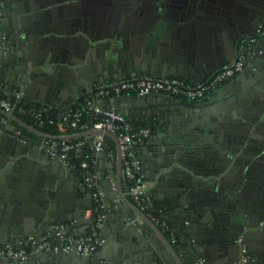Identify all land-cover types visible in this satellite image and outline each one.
<instances>
[{"label":"water","instance_id":"1","mask_svg":"<svg viewBox=\"0 0 264 264\" xmlns=\"http://www.w3.org/2000/svg\"><path fill=\"white\" fill-rule=\"evenodd\" d=\"M93 1L0 0V88L5 96L13 98L16 92L23 91L28 107L37 108L52 116L69 112L87 98H90L92 104H97L90 107L92 120L96 114L107 116L104 112L96 111V106L106 109L104 102H112L108 109L115 113L122 111L144 114L146 112L139 109L143 100L148 97L149 100L155 98V102L160 104L166 96L161 93L155 96L152 93L132 94L129 96L130 102L127 105L124 103L126 109H120L118 100L124 99L123 94H98L115 83L102 84L107 74L114 78H133V74L126 71L130 69L134 73L137 72L140 65L136 62L137 56L151 65L165 61L166 64L183 62L188 68L190 64L195 63L192 56L202 54L203 43H208L206 34H211L214 48L222 59L221 65H224L226 60L229 62L235 59L241 52L249 59L252 48H260V43H253L254 45H248L242 50L240 48L241 36L255 35L257 28L252 26L251 17L253 12H260V0H238L240 3L235 8L227 0H159V14L156 13L158 19L151 20L146 27H142L146 15L140 24L128 20L140 6L137 0H118L117 5L111 0ZM115 6H120V10ZM249 10L252 13L249 14ZM236 15L242 20L240 25L246 24L247 29L233 34L237 26ZM230 46L233 47L234 54L229 59H223L222 54L229 50ZM127 56H130V59ZM125 58L129 63H124ZM248 62L250 59L246 63ZM258 70L259 75L252 91L249 93L248 90L240 96H235L236 106L223 115L227 131L235 141L234 150L218 148L217 138L210 146L201 150L199 146L189 147L187 150L186 139H198L201 136L208 140L207 136L202 134L205 129L201 124L193 129L199 131H194L197 133L192 134L195 137H188L187 131L183 134L180 131L181 134H178L179 128L173 123L172 116L162 117L158 126L157 131L167 136L165 142L168 144L167 149L169 148L172 160L178 159L180 146H184L192 155L182 163L189 167V170L182 169V174L185 175L184 183L179 184L180 186L171 183L163 194L156 197L150 207L159 219L167 221L171 227L177 226V241L181 244L179 249L169 240V229L161 228L137 203L127 198L123 193L121 178H118L117 191L130 206V210H126L127 213L119 209V212L122 211L123 224L140 215L144 223L139 222L135 227L147 239L146 244H152L153 247L151 251L145 247L146 263L185 264L182 259L184 258L187 262L194 260L197 261L196 264H207L206 261H200L202 253L197 245L201 240L204 244L221 241L224 244L223 249L230 254L233 263H238L239 258L233 259L231 255L230 244L234 238L230 236L246 233L245 226L251 229L258 227L259 224L255 220L260 218L261 214L264 215V54ZM91 72L96 75L91 76ZM160 76L166 75L156 74V77ZM32 77L34 82L39 83V87L33 86L31 82L28 84ZM95 82L100 85L94 86ZM66 88L75 90L74 94L64 95ZM249 94L255 95L252 97L255 105L242 107L239 100L247 99L245 96ZM166 99L177 98L167 96ZM157 108L155 106L156 110ZM168 108L172 110L175 107ZM147 114L151 115V111ZM241 123L247 124L245 132L241 129ZM43 125L40 118L30 112L19 114L15 110L9 111L0 107V148L4 151L3 156H0V168L7 177L9 176L5 180L0 178V241H4L2 238L5 236L7 238L5 231H8L16 207L27 204L31 198L37 204L38 221L34 227L35 231L48 230L55 221L60 220L58 217L61 216V209L56 201L60 198L58 187L63 186V179L56 176L51 178L52 180H46L42 174V171H49V165L52 164L49 161H58L59 149L50 143L45 144L46 137L75 138L90 133L110 132L91 128L67 134H48L42 130ZM115 136L117 138L116 134ZM153 136L149 141H156ZM181 141L184 144H178ZM194 148L199 152H195ZM49 150L53 151L52 156L49 155ZM117 151L121 162L119 141ZM245 163L247 167L242 171ZM153 165L154 169L158 170L159 160L153 162ZM251 168L259 173V176L253 179L256 190L249 196L243 191L242 184L249 178ZM204 169H211L212 175H207ZM194 171L198 173L195 174ZM223 173H226V179L220 177ZM89 208H93V204ZM144 224L147 227H144ZM152 231L162 242L151 233ZM28 235L30 233L21 232L18 238L27 239ZM49 251L55 250L32 252L26 261L19 258L0 260L6 264L30 263L37 255ZM69 252L59 250L56 255L58 258H64ZM77 254L80 255V258L76 257L79 263L85 259L95 263L93 254H81L78 251ZM254 261L252 256L251 261L246 264Z\"/></svg>","mask_w":264,"mask_h":264},{"label":"crops","instance_id":"2","mask_svg":"<svg viewBox=\"0 0 264 264\" xmlns=\"http://www.w3.org/2000/svg\"><path fill=\"white\" fill-rule=\"evenodd\" d=\"M246 29V24L238 25L235 28V33H241ZM5 35L6 34H4L3 36L5 37ZM205 38L207 39L208 43H203L202 54L198 53L196 56H192V58L195 59V63L190 64L188 68L184 66L186 64H184L183 62H172L166 64L167 61H165L164 63L162 62V64L152 63L151 65L146 63L145 61H142V58L137 56L135 58L136 62L140 64L138 66L139 68L137 69V72L134 73L133 70L130 69H128L126 72L132 73V77H140L144 75L153 77L156 76V74H162L177 75L191 81L206 79L222 66L220 62L222 59L220 58L217 50L214 48V42L211 39V34H206ZM257 53H259L260 55L257 56ZM233 54L234 49L232 46H230L229 50H226L225 53L222 54L224 55L223 59H229V57H232ZM263 54V45L260 51L252 49L249 55L250 62H248L247 70L239 74L233 80H230L223 86L219 87L216 91L211 93V95L201 100L189 101L181 98L172 100L166 99V97H169V95L163 94L162 96L166 97L162 99L160 104H157L155 102L154 97L153 100L152 98H150L149 100L148 97L147 99L142 101L139 109H141L142 112L145 111L146 113H141V116H149L147 114L148 111H151V115L154 116L153 120L156 123V130L152 133L153 135L155 134V136H152L153 138L155 137L156 141L150 139V141L148 140L144 142H138L134 145L133 149L136 155H138V157H140L143 161V174L145 181L149 185L148 192L150 195V200L152 201L151 203L156 200V197H159L160 194H163L164 190L171 183L176 185H181L182 183H184L185 175L182 174V169L189 170V167L187 164L182 163L186 159L189 160L192 156L191 152L187 151L189 147L199 146V149L201 150L205 146H210V144H212V141L217 138L218 148H220L221 150L228 149L232 151V149L234 148L232 141L233 138H231L230 134L227 131L226 124H224L223 115L234 109V107L236 106L235 96H240L241 93H246L248 90H250V93L252 91V88H254V82L256 80V77L259 75L258 68L260 66V60L262 59ZM127 58L130 59V56H127ZM128 59L126 60L125 58V64H127V62L129 63ZM249 59L247 58V61H249ZM191 71H193V73ZM95 75L96 73L91 72V76ZM32 79L33 77L29 79L28 84L31 82L33 86L39 87V83L34 82ZM90 79L92 80L91 77ZM121 79L124 78H114L107 74V76L105 77V81L102 84L111 85L112 83L117 82ZM93 85L98 86L100 84L99 82H95ZM2 91L3 89L0 88V95L5 96V93ZM74 91L75 90H73L72 88H66L64 91V95L69 96L70 94H74ZM253 92L255 93V91ZM152 94H154L153 96L157 95L155 93ZM131 95V93H124V99L118 100V103L121 105L120 109H126L125 107L130 102L129 96ZM245 97H247V99L239 100L242 102V107L255 105L252 100V97H255L254 94L252 96H250L249 94V96ZM111 103L112 102H104L103 104L105 108L108 109L109 107H111ZM124 103L126 105H124ZM92 105L97 104L93 103ZM155 106L158 107L157 110L155 109ZM169 106H174L175 108L171 110V108H168ZM67 113L60 112L55 117L58 120H62L67 117ZM201 116L203 117L201 118ZM162 117H171L173 119V123H175L179 128L178 134H181L180 131H182V134L183 132L185 133V131H187L189 133L188 137H195L192 134H195L194 131H199L193 129L201 124V126H203L205 129V133L202 134H205L208 140H204L201 136L198 139H186L187 150L184 148V146H180L177 153L178 159L176 161L172 160V158L170 157L171 154L169 148L167 149L168 144L165 142V138L167 136H165L163 132L161 134L160 131H157ZM181 126L182 128H180ZM240 126L242 127L241 129L244 130L243 132H245L247 124L241 123ZM42 130L46 133L48 132L46 129L44 130L42 128ZM48 133L52 132L49 130ZM195 135H197V133ZM84 136L89 139V137H93V133L86 134ZM182 137H184V135H182ZM176 138L177 136H175V139ZM178 144L184 143L183 141H181ZM190 144L191 146H189ZM117 148L118 139L116 138L115 134L112 132L105 133V147L104 150L96 156V169L100 176L99 187H101L105 192V202L108 209V216L102 227V233L106 238V242L102 247H100L98 251L93 253L95 263H90L87 259H85V261H83L82 263H79L76 257L80 258V255L77 254L76 250H69V255L65 256L64 258H60L59 256L58 258V255L56 254L59 252V250H55L57 253L55 251H49V253H41L40 255H37L36 258L30 263L23 264H148L145 262V247L151 251L153 250L152 244L148 246V244H146L147 239L143 235H141L140 230L136 229L135 227V225L139 222L141 224L144 223L143 218L140 215H136L133 219L130 218L126 224H123L122 222L121 212L124 210L125 212L126 210H130V206L126 201H124L123 197L117 191L116 185L118 184V178H121L122 189L124 180L123 160L120 162ZM195 152H199V150L195 149ZM3 154L4 151L0 148V156H3ZM52 154L53 151L49 150V155L52 156ZM156 160H159L158 170L154 169L153 165V162H156ZM49 162L52 163L49 165V171H42V174L45 176L46 180L47 178L51 179L59 176L63 179L62 182L64 183L63 186L58 187V197L60 196V198H58V201L56 202L57 205L60 206L61 216L58 217L60 220L55 221V223H65L72 231L75 232L87 229L92 221L89 217L86 216V211L88 210L89 206L94 203L95 200L93 189L88 186H84V183L80 179H78L73 173H70V169L63 163L60 158H58V161L53 160ZM164 163H167V165H165ZM39 166H41V163L39 164ZM246 167L247 163L243 165L242 171ZM194 168L198 167L194 166ZM204 171L205 173H207V175H212L211 169H204ZM197 173L195 172V174ZM6 175L7 174L3 173L2 169L0 168V178H2V180H5L9 177H7ZM258 176L259 173L254 172L251 168L249 172V178L245 179V182H243V184L241 183L243 185V191L247 195L252 196L255 192L256 183L253 179ZM220 177L226 179V173L221 174ZM123 193L127 196V198H129L130 201L136 204V202L124 189ZM36 209L37 204L33 198L29 199V202H27V204H20V206H17L12 214L10 222L11 224H9L8 231H5V235H7V238H5L6 236L3 237L2 239L4 241H0V243L13 242L17 241L18 239H22L18 238V236L21 235V232L30 233V235L27 236V239L30 241L41 238L46 234L50 235V229L54 223L48 228V230H34V227L36 226L38 221ZM119 209H121L122 211L119 212ZM145 212H147L148 215L151 216L161 228H164L163 220L159 219L151 209L146 210ZM194 215L196 214L194 213ZM260 218L255 220V222L257 221L259 224H257L258 227L251 229L250 227L247 228V226H245L244 228L246 229L247 240L251 247L252 256L255 260L251 264H260L256 263V261L263 262L264 264V215L261 214ZM184 222L188 223V221ZM144 225V227H147L146 224ZM176 229L177 226H175L173 228V232L170 233L169 240H171L175 247L179 249L181 247V244L178 243L177 240H174V236H176L177 239L179 238V236H177L179 232H176ZM151 233H153L158 238V240L162 242L160 237L156 233H154V231H152ZM220 242L216 240V242L214 243L210 242L204 244L201 240V243L197 245L200 249V252L202 253V256L206 257V263L235 264L233 263V260L230 259V254H228L223 249L224 244ZM231 255L233 259L238 258L237 253L234 254V252H232ZM182 259L184 260L185 264L197 263V261L194 260L193 262H187L184 258ZM0 264L6 263L0 260Z\"/></svg>","mask_w":264,"mask_h":264},{"label":"built area","instance_id":"3","mask_svg":"<svg viewBox=\"0 0 264 264\" xmlns=\"http://www.w3.org/2000/svg\"><path fill=\"white\" fill-rule=\"evenodd\" d=\"M255 35L243 37L240 42L241 50L244 43L249 40L255 41L258 37L264 36V25L260 26ZM246 57L240 53L235 59L226 62L218 68L210 77L202 80L191 81L177 75L166 76H143L124 78L113 84V86L104 89L98 94L102 95H122L131 94H166L175 98L186 99L189 101L201 100L216 91L222 84L230 79L237 77L245 70ZM92 106L90 98L84 100L79 106L71 109L67 117L58 120L54 117L45 115L44 112L34 107H28L24 100V92H16V96L9 98L0 95V107L18 113L30 112L40 118L42 122L56 124L59 134H67L71 128L73 130H86L97 128L104 131H110L117 135L120 142L121 154L123 160L124 178L129 181L127 193L143 210H149L151 207L150 195L148 192V183L145 181L143 174V161L136 155L133 147L138 142L148 141L153 135L150 126H141L134 128L131 122L127 120L125 112L115 113L110 109H104L96 106V111L104 112L107 116L95 115L94 120L86 119L91 114ZM45 144H51L58 147L60 159L80 179L86 186L93 189L94 203L93 208H88L86 216L92 221L89 227L78 232L72 231L69 226L62 222L54 223L50 229V235L46 234L41 238L29 241L22 238L13 242L0 243V259L2 258H19L27 260L32 252L39 250H76L81 254H93L102 247L106 238L102 233V227L108 216V209L105 202V192L99 187L100 176L96 169V156L105 147V133H93L91 147L95 152V157L84 154L85 139L71 138H50L44 139ZM84 155V156H83ZM80 164L81 171L77 173V164ZM95 211V214L93 212ZM165 228L173 232V227L163 220ZM49 233V232H48ZM237 238L241 243L239 264H246L251 261L252 254L245 234L241 233ZM174 240L177 237L174 236ZM201 262L206 261V257L200 258ZM260 264H263L260 263Z\"/></svg>","mask_w":264,"mask_h":264},{"label":"flooded vegetation","instance_id":"4","mask_svg":"<svg viewBox=\"0 0 264 264\" xmlns=\"http://www.w3.org/2000/svg\"><path fill=\"white\" fill-rule=\"evenodd\" d=\"M90 1H93V0H90ZM95 1H100L101 2V0H95ZM106 1V0H105ZM111 1H113V4L114 5H117L118 4V0H111ZM158 1L159 0H137V2H139V8H137L136 10H135V13L134 14H132V15H130V17H129V21H133V22H136L137 24H140L141 22H142V19L144 18V16H145V19H144V23L142 24V27H146L147 25H148V23L152 20H156V19H158L157 17V14H159V8L157 9V5H158ZM229 3H231L232 4V6H233V8H235V6H238L237 4L238 3H240L238 0H227ZM94 2V1H93ZM94 4H96L95 2H94ZM260 5H261V8H260V12L259 13H255V12H253V14L254 15H252V17H251V23H253L252 24V26H255L257 29H256V32H258L257 30H258V28L260 27V26H262V25H264V0H260ZM115 7H117V9L118 10H120V6H115ZM241 8H242V10H243V7L242 6H240ZM106 8V7H105ZM105 8H104V10H105ZM157 9V10H156ZM248 9H250V8H248ZM248 9H246V11L248 10ZM134 11V10H133ZM103 12V11H102ZM119 12V11H118ZM126 12H129L128 10H126ZM250 12L252 13V11L251 10H249L248 11V13L250 14ZM157 13V14H156ZM103 14H104V12H103ZM173 15H177L176 13H172ZM151 15H152V17H151ZM103 18H104V16L103 15H101ZM185 16H187V15H185ZM177 18H178V16H177ZM235 21L237 22V26L238 25H240L241 23H242V20L240 19V16H238V15H236L235 16ZM237 26H235V28L237 27ZM233 34H235V32H233ZM242 38H243V36H241ZM127 41H129V40H127ZM253 43H260V48L259 49H256L255 48V46L252 48V49H254V50H256V51H260V49H261V47H262V45L264 46V36H261V37H258L255 41H253V42H251V41H249V40H247L245 43H244V47H246V46H248V45H251V44H253ZM254 45V44H253ZM256 45V44H255ZM242 53V52H241ZM240 55V54H239ZM246 57V56H245ZM246 59H247V57H246ZM247 62V61H246ZM247 66H248V63H246V67H245V70L244 71H246L247 70ZM243 71V72H244ZM242 72V73H243ZM241 74V73H240ZM235 78V77H234ZM234 78H232L231 80H233ZM228 81H226L224 84H226ZM224 84H222L221 86H223ZM220 86V87H221ZM46 121H44L43 122V128H44V130L46 129L47 130V125H46ZM48 131V130H47ZM49 132V131H48ZM47 132V133H48ZM49 134V133H48ZM232 141L233 142H235L233 139H232ZM217 144V143H216ZM234 146H235V144H233ZM224 150V149H223ZM232 150H234V148L232 149ZM242 233H244V232H242ZM241 234V233H240ZM245 234V238H246V242L248 243V245H249V242H248V240H247V236H246V233H244ZM240 235L238 234V233H236V234H233V235H231L230 237L231 238H234V240H232V242H231V244H230V249L232 250V252H234V254L235 253H237L238 254V258L240 257V246H241V243L238 241V237H239ZM249 248H250V251H251V247H250V245H249ZM252 254V253H251ZM238 263H239V260H238ZM259 263H262V262H259Z\"/></svg>","mask_w":264,"mask_h":264},{"label":"trees","instance_id":"5","mask_svg":"<svg viewBox=\"0 0 264 264\" xmlns=\"http://www.w3.org/2000/svg\"><path fill=\"white\" fill-rule=\"evenodd\" d=\"M44 114L48 115L49 117H54V116H52V114H49V113H44ZM126 116H127V120L129 122H131V124L133 125L134 128H138V127H141V126H147L148 125L151 128V133L155 132L156 123L153 120V118H154L153 115L141 116V114H137L136 112H129V113L126 114ZM54 118H56V117H54ZM86 119L91 121V114L87 115ZM46 125H47L46 128H47L48 131L50 130L53 134H59V130H58L56 124L46 123ZM79 131H84V130H73V129L70 128L67 133H74V132H79ZM79 138H82V139L86 140V143H85V146H84V154L88 153L89 156L95 157V152H94V150L91 147L92 136L89 137V139H87L85 136L75 137V138H71V139H79ZM80 171H81V167H80V164L78 163L77 164V173L79 174ZM128 187H129V181H127V179L124 178V180H123V189L125 191H127Z\"/></svg>","mask_w":264,"mask_h":264}]
</instances>
